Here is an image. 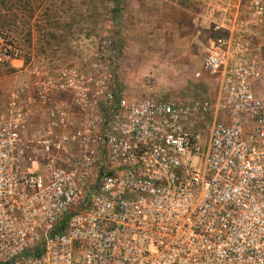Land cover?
<instances>
[{"label": "built area", "instance_id": "1", "mask_svg": "<svg viewBox=\"0 0 264 264\" xmlns=\"http://www.w3.org/2000/svg\"><path fill=\"white\" fill-rule=\"evenodd\" d=\"M244 1L211 10L214 96L129 98L107 38L6 89L0 264H264V0Z\"/></svg>", "mask_w": 264, "mask_h": 264}, {"label": "rangeland", "instance_id": "2", "mask_svg": "<svg viewBox=\"0 0 264 264\" xmlns=\"http://www.w3.org/2000/svg\"><path fill=\"white\" fill-rule=\"evenodd\" d=\"M226 1L0 0V29L20 51L0 63V101L24 77L90 61L105 38L117 50L114 83L129 98L214 96L219 81L204 57L216 35L211 10Z\"/></svg>", "mask_w": 264, "mask_h": 264}, {"label": "crops", "instance_id": "3", "mask_svg": "<svg viewBox=\"0 0 264 264\" xmlns=\"http://www.w3.org/2000/svg\"><path fill=\"white\" fill-rule=\"evenodd\" d=\"M216 8H218V7H216ZM212 21H213V19H212ZM213 27H214V22H213ZM215 31V30H214Z\"/></svg>", "mask_w": 264, "mask_h": 264}, {"label": "trees", "instance_id": "4", "mask_svg": "<svg viewBox=\"0 0 264 264\" xmlns=\"http://www.w3.org/2000/svg\"><path fill=\"white\" fill-rule=\"evenodd\" d=\"M114 1H116V0H114ZM118 2L120 1V0H117Z\"/></svg>", "mask_w": 264, "mask_h": 264}]
</instances>
